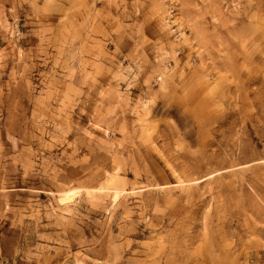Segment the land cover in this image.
Masks as SVG:
<instances>
[{"label":"rangeland","instance_id":"1","mask_svg":"<svg viewBox=\"0 0 264 264\" xmlns=\"http://www.w3.org/2000/svg\"><path fill=\"white\" fill-rule=\"evenodd\" d=\"M0 264H264V0H0Z\"/></svg>","mask_w":264,"mask_h":264}]
</instances>
